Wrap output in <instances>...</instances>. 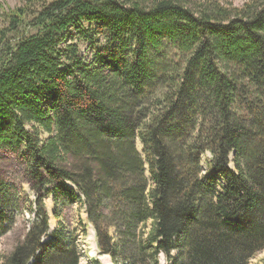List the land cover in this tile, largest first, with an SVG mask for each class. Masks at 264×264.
Listing matches in <instances>:
<instances>
[{
  "label": "trees",
  "instance_id": "16d2710c",
  "mask_svg": "<svg viewBox=\"0 0 264 264\" xmlns=\"http://www.w3.org/2000/svg\"><path fill=\"white\" fill-rule=\"evenodd\" d=\"M3 5L0 150L37 194L4 264H81L79 235L50 232L48 196L57 219L82 203L116 264H249L264 250V0ZM73 28L91 60L65 43ZM8 188L0 238L20 209Z\"/></svg>",
  "mask_w": 264,
  "mask_h": 264
},
{
  "label": "rangeland",
  "instance_id": "374dc122",
  "mask_svg": "<svg viewBox=\"0 0 264 264\" xmlns=\"http://www.w3.org/2000/svg\"><path fill=\"white\" fill-rule=\"evenodd\" d=\"M224 2L232 3L235 6H242L247 0H222ZM5 7L14 8L20 3L23 4L24 0H0ZM39 6L35 4L33 10ZM0 8V15H1ZM89 26V24H85ZM97 24H94V27H97ZM70 35L65 41L66 44L79 43L81 54L85 57L86 60L92 59V54L94 50L92 47H89L88 42H83L79 40V35L77 34L76 29H70ZM105 38L102 36L100 42L105 43ZM48 135H42V138H46ZM139 150H142V144L137 143ZM209 156V155H208ZM204 158V157H203ZM232 158V155H231ZM204 172L206 171L205 163L203 162ZM233 164L231 165V167ZM25 164L21 162L18 156L9 150H0V180H3L7 183L8 189L16 194L19 198L20 209L18 211H13L9 208L7 211L9 215L14 216V224L11 229L0 238V264H4L5 257L11 253L15 246L20 240L24 239L28 229L31 225V221L34 219V200L37 198V194L29 188L30 184L27 182L26 173H25ZM147 176L150 177V174L147 173ZM72 188H76L72 183L69 185ZM53 197L48 196L44 199L47 214L49 215V227L50 232L54 231L59 223H63V229L65 232L76 233L79 235V252L81 254V264H106L107 259H110L111 264H116L109 255L101 254L98 250L96 232L88 221L87 213L85 206L79 202L70 201L64 205L59 206V216L60 218H55L53 212H55V205L53 202ZM151 223L148 221L146 225V232L150 230ZM112 234H114V229H112ZM49 237L44 238V240ZM175 250L172 254H176ZM106 258V259H105ZM98 260V262H97ZM161 264H169L165 254H161L160 260ZM119 264H128L125 261L118 262ZM249 264H264V250L256 254L250 260Z\"/></svg>",
  "mask_w": 264,
  "mask_h": 264
},
{
  "label": "bare ground",
  "instance_id": "6f19581e",
  "mask_svg": "<svg viewBox=\"0 0 264 264\" xmlns=\"http://www.w3.org/2000/svg\"><path fill=\"white\" fill-rule=\"evenodd\" d=\"M106 259V258H105ZM111 260L110 259H107V262H106V264H111Z\"/></svg>",
  "mask_w": 264,
  "mask_h": 264
}]
</instances>
